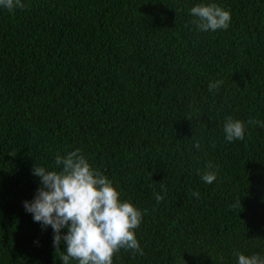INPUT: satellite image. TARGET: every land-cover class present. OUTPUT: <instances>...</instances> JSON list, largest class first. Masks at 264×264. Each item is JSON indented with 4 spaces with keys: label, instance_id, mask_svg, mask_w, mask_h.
<instances>
[{
    "label": "trees",
    "instance_id": "1",
    "mask_svg": "<svg viewBox=\"0 0 264 264\" xmlns=\"http://www.w3.org/2000/svg\"><path fill=\"white\" fill-rule=\"evenodd\" d=\"M23 2L0 7V264H62L23 202L33 165L58 170L56 154L77 148L147 210L144 255L121 249L113 264L264 256V128L248 123L264 122V0ZM209 2L230 11L227 30L196 31L189 9ZM229 116L243 141L226 142Z\"/></svg>",
    "mask_w": 264,
    "mask_h": 264
},
{
    "label": "clouds",
    "instance_id": "2",
    "mask_svg": "<svg viewBox=\"0 0 264 264\" xmlns=\"http://www.w3.org/2000/svg\"><path fill=\"white\" fill-rule=\"evenodd\" d=\"M0 7L12 13L26 5L23 0H0ZM189 14L198 32L227 30L231 23L230 11L212 2L192 6ZM222 84V80L210 82L208 89L218 90ZM248 123L264 128L262 121L250 119ZM223 132L226 142L243 141L246 125L229 116ZM194 147L199 150L200 142L194 141ZM55 166L58 170L33 165L31 171L39 177V186L33 199L24 201L23 206L42 229L52 228V244L60 252L62 264H69L70 259L78 264H113V255L121 249L143 256L134 230L139 228L147 210L142 212L128 200H121L112 181L93 168L78 148L63 156L57 153ZM206 167L211 169L212 164L209 162ZM216 175L205 171L201 178L211 184ZM154 195L157 204L164 198L159 193ZM192 195L199 198L198 192L193 191ZM62 229L66 230L63 234ZM61 243L64 251H60ZM235 255L237 264H264V256L259 254Z\"/></svg>",
    "mask_w": 264,
    "mask_h": 264
}]
</instances>
